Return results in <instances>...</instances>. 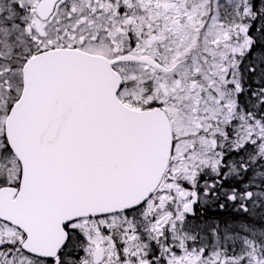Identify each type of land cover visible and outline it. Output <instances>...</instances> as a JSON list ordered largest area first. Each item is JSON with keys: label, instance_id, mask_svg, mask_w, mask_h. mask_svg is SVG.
Masks as SVG:
<instances>
[{"label": "snow or ice", "instance_id": "obj_1", "mask_svg": "<svg viewBox=\"0 0 264 264\" xmlns=\"http://www.w3.org/2000/svg\"><path fill=\"white\" fill-rule=\"evenodd\" d=\"M0 264H264V0H0Z\"/></svg>", "mask_w": 264, "mask_h": 264}, {"label": "trees", "instance_id": "obj_2", "mask_svg": "<svg viewBox=\"0 0 264 264\" xmlns=\"http://www.w3.org/2000/svg\"><path fill=\"white\" fill-rule=\"evenodd\" d=\"M223 218L227 219L228 218V214L227 213L223 214Z\"/></svg>", "mask_w": 264, "mask_h": 264}]
</instances>
